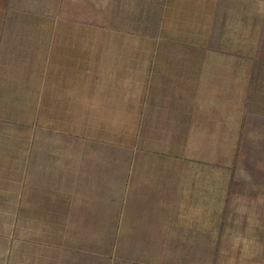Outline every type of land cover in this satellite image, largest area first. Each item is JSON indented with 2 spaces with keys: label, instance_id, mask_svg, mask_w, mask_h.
I'll return each instance as SVG.
<instances>
[{
  "label": "rangeland",
  "instance_id": "obj_1",
  "mask_svg": "<svg viewBox=\"0 0 264 264\" xmlns=\"http://www.w3.org/2000/svg\"><path fill=\"white\" fill-rule=\"evenodd\" d=\"M135 39L133 87L87 55L37 116L0 124V264H264V192L222 133L192 134L193 153L164 132L178 110L160 99V38H144L145 83Z\"/></svg>",
  "mask_w": 264,
  "mask_h": 264
},
{
  "label": "crops",
  "instance_id": "obj_2",
  "mask_svg": "<svg viewBox=\"0 0 264 264\" xmlns=\"http://www.w3.org/2000/svg\"><path fill=\"white\" fill-rule=\"evenodd\" d=\"M149 37L160 38L153 63L166 86L160 99L178 110L164 132L190 134L193 153L192 134L222 133L221 146L229 155L237 150L244 180L264 192V0H0V124L28 110L37 116L39 102L54 100L63 70L85 76L87 55L133 87L135 38L147 50L140 62L145 83ZM174 52L175 59L163 60Z\"/></svg>",
  "mask_w": 264,
  "mask_h": 264
}]
</instances>
